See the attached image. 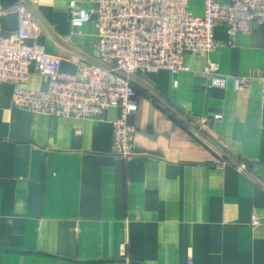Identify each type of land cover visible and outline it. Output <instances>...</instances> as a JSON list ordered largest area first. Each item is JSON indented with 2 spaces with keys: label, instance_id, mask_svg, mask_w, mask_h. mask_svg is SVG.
<instances>
[{
  "label": "crops",
  "instance_id": "0c3cea01",
  "mask_svg": "<svg viewBox=\"0 0 264 264\" xmlns=\"http://www.w3.org/2000/svg\"><path fill=\"white\" fill-rule=\"evenodd\" d=\"M71 1L39 0L28 41L66 72L99 62L93 22L67 38ZM204 4L188 0V11L201 16ZM214 36L210 53L184 56L189 71L134 75L128 157L115 153L117 108L100 119L35 114L0 83V264H264V26L232 44L223 24ZM207 58L253 79L210 87ZM26 87L47 88L34 66Z\"/></svg>",
  "mask_w": 264,
  "mask_h": 264
},
{
  "label": "built area",
  "instance_id": "2783aa9c",
  "mask_svg": "<svg viewBox=\"0 0 264 264\" xmlns=\"http://www.w3.org/2000/svg\"><path fill=\"white\" fill-rule=\"evenodd\" d=\"M39 0L0 3V83L13 84L12 104L35 114L73 119H100L115 107V153L132 154L135 127L130 116L138 110L137 90L130 78L137 72L189 71L184 56L208 54L218 45L214 30L227 28L229 44L238 33L264 26V0H205L204 13L188 11V0H72V38L85 24L96 30L98 63L79 64L75 72L61 69V57L30 44ZM14 17L16 27L4 32L3 21ZM47 80L43 90L26 87L31 67ZM209 86L235 91L249 86L252 76H227L207 58L202 70ZM264 100V76L256 77ZM245 169L244 165L240 166ZM191 264V259H189Z\"/></svg>",
  "mask_w": 264,
  "mask_h": 264
},
{
  "label": "water",
  "instance_id": "95a60500",
  "mask_svg": "<svg viewBox=\"0 0 264 264\" xmlns=\"http://www.w3.org/2000/svg\"><path fill=\"white\" fill-rule=\"evenodd\" d=\"M132 81H133V77L132 78H130Z\"/></svg>",
  "mask_w": 264,
  "mask_h": 264
}]
</instances>
